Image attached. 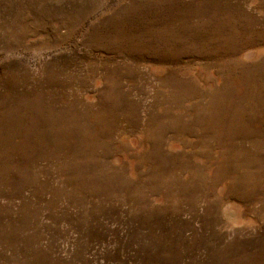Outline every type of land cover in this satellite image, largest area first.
Here are the masks:
<instances>
[{
    "label": "rangeland",
    "instance_id": "1",
    "mask_svg": "<svg viewBox=\"0 0 264 264\" xmlns=\"http://www.w3.org/2000/svg\"><path fill=\"white\" fill-rule=\"evenodd\" d=\"M0 264H264V0H0Z\"/></svg>",
    "mask_w": 264,
    "mask_h": 264
}]
</instances>
